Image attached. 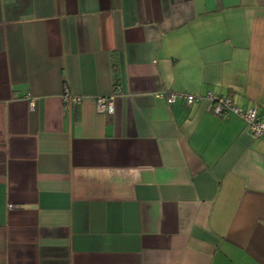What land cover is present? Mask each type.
<instances>
[{"label":"crops","instance_id":"1","mask_svg":"<svg viewBox=\"0 0 264 264\" xmlns=\"http://www.w3.org/2000/svg\"><path fill=\"white\" fill-rule=\"evenodd\" d=\"M159 90L264 119V0H0V264H264V138Z\"/></svg>","mask_w":264,"mask_h":264},{"label":"built area","instance_id":"2","mask_svg":"<svg viewBox=\"0 0 264 264\" xmlns=\"http://www.w3.org/2000/svg\"><path fill=\"white\" fill-rule=\"evenodd\" d=\"M119 88L115 87L113 92L109 95L94 97L96 109L100 112H113L114 97L118 93ZM157 97H162L167 103H173L176 99L182 98L184 102L189 105L197 98H205L210 104V109L217 114H225L231 112L241 117L253 137L264 138V119H261L258 114L256 106H250L246 109L240 108L232 101L228 95H220L211 91H206L203 95H195L191 93H179L169 90H159L155 94ZM64 101L70 103H77L81 96L74 95L65 89L63 93ZM10 206V204L8 205Z\"/></svg>","mask_w":264,"mask_h":264}]
</instances>
